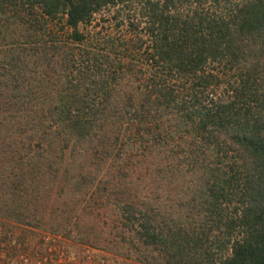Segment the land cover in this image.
I'll list each match as a JSON object with an SVG mask.
<instances>
[{
  "label": "trees",
  "instance_id": "16d2710c",
  "mask_svg": "<svg viewBox=\"0 0 264 264\" xmlns=\"http://www.w3.org/2000/svg\"><path fill=\"white\" fill-rule=\"evenodd\" d=\"M0 215L264 264V0H0Z\"/></svg>",
  "mask_w": 264,
  "mask_h": 264
},
{
  "label": "built area",
  "instance_id": "2783aa9c",
  "mask_svg": "<svg viewBox=\"0 0 264 264\" xmlns=\"http://www.w3.org/2000/svg\"><path fill=\"white\" fill-rule=\"evenodd\" d=\"M0 264H146L95 247L77 234H60L0 215Z\"/></svg>",
  "mask_w": 264,
  "mask_h": 264
},
{
  "label": "rangeland",
  "instance_id": "374dc122",
  "mask_svg": "<svg viewBox=\"0 0 264 264\" xmlns=\"http://www.w3.org/2000/svg\"><path fill=\"white\" fill-rule=\"evenodd\" d=\"M74 234H76V233H74Z\"/></svg>",
  "mask_w": 264,
  "mask_h": 264
}]
</instances>
